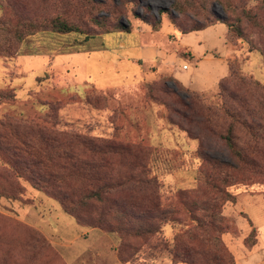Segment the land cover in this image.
Instances as JSON below:
<instances>
[{"label":"rangeland","instance_id":"rangeland-1","mask_svg":"<svg viewBox=\"0 0 264 264\" xmlns=\"http://www.w3.org/2000/svg\"><path fill=\"white\" fill-rule=\"evenodd\" d=\"M247 11L264 20V0H0V17H61L85 33L38 32L0 55V92L17 96L0 106V120L34 136L32 146L40 135L55 140L53 156L60 134L133 151L73 147L85 162L73 173L88 174L71 183L78 198L103 188L79 222L35 186L42 173L25 139L1 136L0 264H206L214 254L229 258L222 264H264V33ZM240 21L244 37L230 38L224 22ZM192 52L206 57L201 66ZM217 77L203 91L182 83ZM230 127L245 163L226 144ZM99 204H127L131 222L147 216L143 224L159 231L123 241L94 225ZM213 204L214 220L204 211Z\"/></svg>","mask_w":264,"mask_h":264},{"label":"trees","instance_id":"trees-1","mask_svg":"<svg viewBox=\"0 0 264 264\" xmlns=\"http://www.w3.org/2000/svg\"><path fill=\"white\" fill-rule=\"evenodd\" d=\"M244 17L250 21L255 27L259 28L264 33V20L260 18L259 15L253 14L250 11H247L244 15ZM234 23V22H233ZM150 24V23H149ZM227 26L231 29V35L232 33H235L238 38L244 37V32L242 31L240 21L239 24H232L229 22H224ZM152 25V29L154 31H159V25L158 22ZM120 33H130L129 27H126L122 24L118 26ZM209 26L206 27H199L192 29L190 31H184L180 30L182 34H190L193 32L198 31H204ZM52 30L57 33L61 34H70V33H76V34H85L84 31L76 24L68 21L67 19L56 17V18H41L36 17L34 19H26L19 17L16 19V21L7 16V17H0V55L6 56V57H12L13 55V46L12 43L22 42L24 38L27 36L34 35L38 32L42 31H48ZM109 34V33H108ZM10 36L13 39V42L7 39V36ZM93 39L92 36H89L87 34L86 41ZM264 55V51L262 52ZM17 98L16 94L9 90L5 92H0V106L4 105L8 101H13ZM192 99V97H190ZM0 126L5 127L8 126L9 129H13L15 134L11 131L9 134L1 135L4 140H7L8 138L15 136V139L20 140L21 137L25 140H22V144L25 147V151L29 157L33 158L32 166L38 169L41 175H38L36 178V187L46 189L47 191H50L52 197H54L64 208V210L71 215L72 217H75L79 222L82 221V217L84 214V211L91 206V204H87V200L91 196H96V199L101 200V190H103L102 187H99L97 191H95L93 194L86 193L84 190L81 192L79 198L76 194V191L71 186V183L73 180L75 181H85L88 177V174H86V170L83 171H77L76 173H73L75 170L82 169L85 165V162L81 160L80 155H77L76 152L73 150L74 146H78L80 153L83 155V150H88V148H94L93 150H99L97 147L106 148L113 154L121 155L124 153H131L133 152L130 147L128 146H110L105 145L101 146L94 141H91L86 138H82L79 135H71L68 136L66 134H60V137L62 139H65L62 144H60V148L62 149V152H58L56 156L51 155V151L55 150L57 152V142L53 139L45 138L42 135H40L39 138H37L41 146H32L31 144V138L34 136L28 134V133H17L16 129L12 126V124L9 122L8 118H4V120H0ZM34 139V138H33ZM225 141L230 149V151L238 157L243 163L246 162L247 158L243 154V151H241L235 142V139L233 137V128L230 127L228 129V134L225 136ZM57 147V148H56ZM6 151H10L9 149H6ZM39 159V160H37ZM7 165H11V162H13L11 159L6 160ZM15 164H18L15 162ZM9 165V166H10ZM54 165V167L57 169V172H54L50 169V167ZM66 172V173H65ZM42 186H41V185ZM219 189V188H218ZM235 202L237 203V196L234 195ZM229 202V201H227ZM159 207V204L156 205ZM99 214L98 219L94 221V225L96 227H100L104 230H107L111 233H117L121 240L123 241L127 240V237H133V238H143L146 236L152 237L157 235L158 228L152 224H148L145 226L142 219H148L147 216H140L138 217L139 222L133 223L130 220L135 219L133 212L128 208L127 204H118L117 207H105V204H99ZM218 208L217 204L209 205L207 208L204 209V211H207L210 214V217L214 220V217H216V209ZM164 213H161V215ZM107 217H112V220H108ZM213 220L210 224L212 228L215 227L213 223ZM251 226L252 223L249 221ZM93 225V226H94ZM203 225V224H202ZM205 227V225L203 226ZM254 228V227H253ZM253 233V229L251 231ZM220 241V240H219ZM218 242V238H213L211 241V244L216 246V243ZM217 246L221 248L220 243L218 242ZM189 256V255H188ZM189 258V257H188ZM208 260L206 264H213L215 262H221L225 263V260H229V258L225 256H220L219 254H214ZM176 260V263H186V264H194L196 263V260L192 259H180L179 256H176L174 258ZM126 263V262H125ZM235 264V263H234Z\"/></svg>","mask_w":264,"mask_h":264},{"label":"crops","instance_id":"crops-1","mask_svg":"<svg viewBox=\"0 0 264 264\" xmlns=\"http://www.w3.org/2000/svg\"><path fill=\"white\" fill-rule=\"evenodd\" d=\"M199 32V31H198ZM186 35H188V34H186ZM183 36H185L184 34H183ZM120 47H124V49H127L126 47V44H120ZM185 48V47H184ZM160 51V50H159ZM192 60H190L191 62H193L195 65H196V67H198L199 65L201 66L204 62H205V58L206 57H204L203 59L202 58H198V57H196V55L192 52ZM218 79H220L219 77H217V79H212V78H210V79H208V80H206L205 82H204V84L202 85V84H198V82L197 81H192V80H187L186 82L187 83H185V82H182L184 85H186L188 88H190V89H194V90H200V91H203V90H206V89H209L208 88V85L209 84H214V82L215 81H217ZM243 212V211H242ZM243 214L245 215V217L244 216H242V217H244V218H246L247 219V215L243 212ZM235 217H237L236 215H235ZM240 217V216H239ZM238 220V218H236V221ZM235 221V222H236ZM248 221V225L250 226V230L252 231V229H253V227H255L254 226V224L252 223V221L251 220H247ZM249 221H251V223H252V225L253 226H251V224H250V222ZM236 225H237V227H238V223L236 222ZM238 229H239V227H238ZM256 230H257V228H256ZM240 231V233L242 234V231L241 230H239ZM258 231V230H257ZM258 233H259V235H260V232L258 231Z\"/></svg>","mask_w":264,"mask_h":264}]
</instances>
